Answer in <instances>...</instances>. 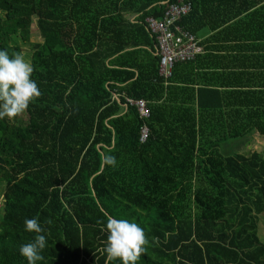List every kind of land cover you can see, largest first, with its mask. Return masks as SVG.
Returning <instances> with one entry per match:
<instances>
[{
	"label": "trees",
	"instance_id": "1",
	"mask_svg": "<svg viewBox=\"0 0 264 264\" xmlns=\"http://www.w3.org/2000/svg\"><path fill=\"white\" fill-rule=\"evenodd\" d=\"M175 1L0 0V49L22 55L33 20L41 38L30 55L41 95L0 120V264H27L33 217L47 240L37 264H104L108 215L144 229L136 264H264V156L226 145L264 137V0H184L178 26L211 35L164 84L157 56L148 71L125 48L156 45L145 20ZM207 52L232 65L204 66ZM126 99L147 102L143 144ZM104 154L116 164L101 171Z\"/></svg>",
	"mask_w": 264,
	"mask_h": 264
},
{
	"label": "clouds",
	"instance_id": "2",
	"mask_svg": "<svg viewBox=\"0 0 264 264\" xmlns=\"http://www.w3.org/2000/svg\"><path fill=\"white\" fill-rule=\"evenodd\" d=\"M32 73L33 66L23 55H10L0 49V120L18 116L41 95L36 82L31 78ZM115 164L114 156L104 154L101 171L104 165ZM99 174L100 171L96 172L89 182ZM103 227L107 234L102 249L104 264H111L114 260H119L120 264H136L147 243L144 229L133 221L117 219L111 215L106 216ZM23 228L36 235L30 242L19 246V254L26 259L27 264H37L43 259L40 253L47 245L46 236L41 234L44 230L36 217L26 218Z\"/></svg>",
	"mask_w": 264,
	"mask_h": 264
},
{
	"label": "built area",
	"instance_id": "3",
	"mask_svg": "<svg viewBox=\"0 0 264 264\" xmlns=\"http://www.w3.org/2000/svg\"><path fill=\"white\" fill-rule=\"evenodd\" d=\"M191 11L190 3L176 0L169 4L163 17L159 20L146 18L145 23L149 33L154 37L158 57V75L164 84L171 78L172 68L176 63L193 60L201 54L199 41L194 35L178 26V22ZM130 107H134L141 121L139 143H145L150 134L146 123L149 117L147 102L143 100L126 99Z\"/></svg>",
	"mask_w": 264,
	"mask_h": 264
},
{
	"label": "crops",
	"instance_id": "4",
	"mask_svg": "<svg viewBox=\"0 0 264 264\" xmlns=\"http://www.w3.org/2000/svg\"><path fill=\"white\" fill-rule=\"evenodd\" d=\"M136 15H127L126 19L129 21V22H134V20L136 19ZM211 35V33H209L207 30H203L201 32H199L195 37L197 38V40L199 42L201 41H204L206 40L209 36ZM232 45H234L232 43ZM224 45H222L221 43L217 44L215 47H223ZM225 46H228L227 44H225ZM132 49H136L137 51V55L136 57L141 61V64L144 66V65H147L148 66V71L151 69V65L153 64V59L157 56V53H156V45L155 44H152L150 47H147V46H138V47H135V48H131V47H126L125 48V51H131ZM220 56H226V58H222ZM231 56V57H229ZM206 57L208 58H211L210 59H207L205 62H203V65L204 66H211V67H218L219 65H221L219 63V60L222 59V65L224 62H228L227 65H232V58H233V55L231 54H227L224 52V54H220V53H209L207 52L206 53ZM215 57H220V59H215ZM261 66L264 64V61L261 60L260 62ZM258 69H259V65L256 64ZM205 70V69H204ZM132 72L135 73V76H137L138 72L136 69H132L131 70ZM145 71V69H144ZM208 71V69L206 70ZM147 72V71H146ZM209 72V71H208ZM219 70L217 71V73L219 74ZM223 76H225V74H223ZM220 76L216 77L217 79H220L219 78ZM218 86H222L223 85V81L222 82H217ZM217 90H220V91H223L221 88H218L217 85H214ZM149 128V127H148ZM254 135H257V137L259 138L260 136L255 133L253 134L251 137L254 136ZM149 137H150V134H149ZM261 138H264V137H261ZM149 139V138H148ZM139 141V140H138ZM237 143H240V142H236V141H232V142H229V143H226V145H235ZM251 141H247V142H244V144L246 145H250ZM252 153V152H251ZM257 153V152H256Z\"/></svg>",
	"mask_w": 264,
	"mask_h": 264
},
{
	"label": "rangeland",
	"instance_id": "5",
	"mask_svg": "<svg viewBox=\"0 0 264 264\" xmlns=\"http://www.w3.org/2000/svg\"><path fill=\"white\" fill-rule=\"evenodd\" d=\"M40 42H41V38L37 31L35 20H33V23L31 25L30 42L28 44H21L22 55L25 57V59L30 61V55L32 53L33 45ZM235 141L240 143L228 146L227 150L230 153L249 155L251 154V152H257L264 156V138L261 137L258 138L257 135H254L251 140L247 138H242ZM247 141H251L249 146L244 144V142ZM2 185L3 184H0V196L2 194V189H3ZM257 232L260 242L264 245V213L257 217Z\"/></svg>",
	"mask_w": 264,
	"mask_h": 264
}]
</instances>
